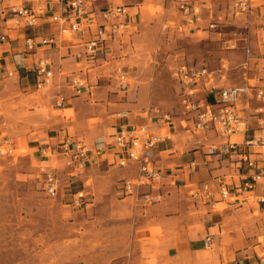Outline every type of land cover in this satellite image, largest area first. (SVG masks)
<instances>
[{"label": "rangeland", "instance_id": "1", "mask_svg": "<svg viewBox=\"0 0 264 264\" xmlns=\"http://www.w3.org/2000/svg\"><path fill=\"white\" fill-rule=\"evenodd\" d=\"M203 1L202 6L210 4L211 11L202 7L201 27L210 19L217 21V26L183 31L178 26L182 22L179 12L166 0H96L98 7L127 5L129 18L134 19L132 32L93 57L76 56L81 47L68 46L66 40L45 46L43 52L54 70L49 86L37 89L31 85L22 90L18 81L8 103L0 100V131L15 144L12 155H0V264H156L163 254V238L145 237L141 228L147 216L145 208L160 197L142 190L156 187L162 178L128 193L124 183L137 176L134 164L120 166L109 153L91 151L84 168L72 171L58 145L65 136L88 147L97 139L111 141L127 117L131 123L145 120L143 112L149 106L170 113L176 122L187 117L182 114L180 87L173 75L180 61L215 70L216 80L217 69L225 64L220 84L243 82L245 76L257 72L242 64L245 37L255 50L257 22L247 32L241 20L230 15L229 0ZM36 31L46 35L56 28L44 24ZM64 37L70 35L65 32ZM229 42L234 47L227 48ZM61 58L66 59L62 62ZM122 74L124 79H120ZM73 76L84 79V84L73 85ZM77 91L76 100L70 99ZM58 96L63 99L61 106L56 105ZM65 103L73 107L56 109ZM252 105L258 103L252 101ZM56 115L71 118L66 131L55 130ZM247 120L253 134L264 126V109L248 111ZM187 123L190 127L192 118ZM160 133L167 131L161 129ZM195 136L204 134L185 132L180 137ZM46 166L54 167L60 179L54 197L44 190L41 168ZM78 191L84 196L76 203ZM224 207L218 203L215 209ZM238 218L264 232V209L255 207L253 211L246 205ZM263 243L264 233L257 237L253 249Z\"/></svg>", "mask_w": 264, "mask_h": 264}, {"label": "built area", "instance_id": "2", "mask_svg": "<svg viewBox=\"0 0 264 264\" xmlns=\"http://www.w3.org/2000/svg\"><path fill=\"white\" fill-rule=\"evenodd\" d=\"M203 0H166L167 5L174 7L182 19L179 29L185 31L190 28H214L217 21L208 20L207 25L201 27ZM255 0H229L230 15L241 20L242 25L250 31L253 24V10ZM128 6L124 4H108L98 7L96 0H0V51L10 49V41L17 40V50L13 53L14 67L4 68L0 72V86L6 78L13 77L21 68L32 71L36 76L35 87L45 88L53 77V64L43 48L51 44H61L66 40L71 47H81V54L94 56L97 51L111 47L110 43L121 40L125 34L132 32L134 19L129 18ZM49 24L56 28V32L43 35L36 28ZM256 35L258 43L264 48V23L257 24ZM69 31L70 37L64 33ZM242 62L244 67L250 68L252 58L264 53H257L251 46L250 40L245 37ZM7 46V48L5 47ZM227 48L234 47V43H227ZM84 56V57H85ZM28 63V64H27ZM225 64L217 69V78L221 80ZM62 74V71L60 72ZM215 70L206 66H196L186 61H180L173 69V75L179 84V102L182 106V117L179 124L191 134L213 131L216 136L226 138L220 147H209L208 153L236 154L239 156L240 166L245 171L240 172V179L236 183H229L223 177L215 175L208 180H201L197 184L189 182L186 187L187 195L196 201H211L218 198L212 205L215 207L220 201H237L252 199L257 203H264V193H254L257 184L264 178V131L248 137V123L244 114L245 105L256 99L264 103V76L249 78L239 83H222L216 86ZM124 79V75H120ZM262 80L257 83V80ZM72 84L83 85L84 79L73 76ZM123 82V81H122ZM211 91V94H210ZM210 94V95H209ZM63 104L60 97L56 103ZM244 106V107H242ZM264 106L256 108L261 112ZM145 117H157L165 122L172 121L171 114L162 111L158 106H149L143 112ZM127 115L123 113L122 116ZM192 124L188 127V121ZM184 122V124H183ZM261 124V120H258ZM240 136L241 141L233 139ZM168 138V134L153 133L149 122L142 124H120L112 135L111 141L97 139L93 147H88L82 141L65 136L58 145L60 153L65 157L66 165L72 171L84 168L89 162L91 151L109 153L117 160L120 166L134 164L137 167V176L126 180L124 188L128 193L137 192L138 188L162 178L161 170L155 162V148ZM260 149L253 156L248 147ZM15 149L13 140L0 131V155H12ZM93 156V155H91ZM44 173V190L47 195L54 197L58 193L60 179L54 167L41 168ZM77 203L83 192L75 194ZM211 237H205V245L210 246ZM260 264H264V243L254 251Z\"/></svg>", "mask_w": 264, "mask_h": 264}, {"label": "crops", "instance_id": "3", "mask_svg": "<svg viewBox=\"0 0 264 264\" xmlns=\"http://www.w3.org/2000/svg\"><path fill=\"white\" fill-rule=\"evenodd\" d=\"M202 2L204 3V1ZM209 5L204 4L203 7L207 9ZM209 10L210 8H208ZM253 18L257 24L264 23V0L254 1ZM17 42V40H11L10 49L4 54L0 51V72L4 68L14 67L13 53L17 50ZM254 47L257 53H264V48L260 46L258 40ZM65 59L61 58L60 60L64 62ZM79 62L81 60L76 61V63ZM251 68H255L257 72L248 75L249 78L263 77L264 55L252 58L249 69ZM59 70L60 73L61 69ZM15 76L18 78L17 81H11L12 77L2 81L0 100H3V102L11 99L15 94L16 90H12V87L16 82L19 81V87L22 90H28L31 85L35 86L36 76L32 71L21 68L13 78ZM32 79H34V83L31 84ZM261 82L262 80H257V83ZM24 84L26 86H22ZM215 84L219 86L222 83L220 84L217 78ZM74 94L73 98L70 97V99L76 100L78 91ZM252 101H256L258 105L253 106ZM261 103L256 99L250 100L244 108L246 118L247 112H255L257 107L262 106ZM67 104L69 103H65L64 106L56 109L63 110L73 107V104ZM127 118L126 122L120 124L138 125L149 122L151 132L160 133L163 129L168 134V138L160 142L154 150L155 162L161 170L162 182L156 187L152 186L149 191L148 189L142 190H147L145 192L152 196L159 195L160 197V199L145 208L147 216L142 226L144 228H141L146 233L145 237L163 238V254L158 257L156 264H260L253 248L256 247L257 237L264 232L261 231L260 227H249L248 222L238 218V213L246 205L251 206L253 211H255V207L257 210H262L264 209V203H257L251 199L245 201L240 196L237 201H220V203L225 204V207L215 209L212 203L218 200L216 197L206 202L193 200L186 195L185 186L189 182L197 184L199 181L208 180L215 175L223 177L229 183H236L240 179V172L245 171V168L243 165L239 167L238 155L218 152L208 153L209 147H220L226 142V138L216 136L213 131L202 132L204 134L202 137L183 138L180 136L189 131L183 129L179 122L174 120L165 122L159 118L157 119V117H145V120H140L141 122L133 121L131 123ZM71 121V118L56 115L55 123L57 125L55 130L60 131L62 129L63 132L66 131ZM260 126V128L255 127L253 134L264 131V126ZM247 127V136L250 137L253 134L250 133L249 125ZM238 137V140L241 141V137ZM248 149L253 156H260V154L254 153L255 149H259L258 147L249 146ZM254 193H264V178L257 184ZM207 235L211 237L209 247L205 245Z\"/></svg>", "mask_w": 264, "mask_h": 264}, {"label": "bare ground", "instance_id": "4", "mask_svg": "<svg viewBox=\"0 0 264 264\" xmlns=\"http://www.w3.org/2000/svg\"><path fill=\"white\" fill-rule=\"evenodd\" d=\"M66 34L70 35L69 31H66Z\"/></svg>", "mask_w": 264, "mask_h": 264}]
</instances>
